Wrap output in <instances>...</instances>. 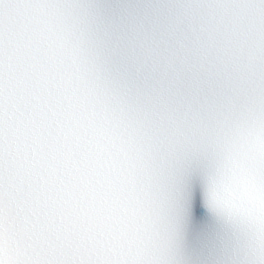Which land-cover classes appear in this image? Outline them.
Returning a JSON list of instances; mask_svg holds the SVG:
<instances>
[{"label":"snow or ice","instance_id":"snow-or-ice-1","mask_svg":"<svg viewBox=\"0 0 264 264\" xmlns=\"http://www.w3.org/2000/svg\"><path fill=\"white\" fill-rule=\"evenodd\" d=\"M0 264H264V0H0Z\"/></svg>","mask_w":264,"mask_h":264}]
</instances>
